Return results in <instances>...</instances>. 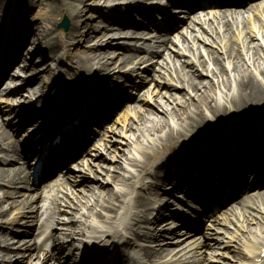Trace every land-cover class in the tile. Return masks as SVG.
I'll use <instances>...</instances> for the list:
<instances>
[{
	"label": "bare ground",
	"instance_id": "1",
	"mask_svg": "<svg viewBox=\"0 0 264 264\" xmlns=\"http://www.w3.org/2000/svg\"><path fill=\"white\" fill-rule=\"evenodd\" d=\"M71 1L78 3V6L67 4L65 0H0V24H5L6 28L9 22L8 31L0 37V54L3 55L0 62V91L4 90V94L12 96L0 97V102L10 105L18 101L24 105L23 114L18 115L21 122L16 132L21 133L25 129L22 134L24 136L29 133L28 130L34 132L38 127H42L43 121L37 120H56L62 114L65 104L70 103L76 95L84 93L87 85L91 88L87 100L73 111L74 115L67 117L69 119L66 121H60V124L64 121L66 128L72 127L75 132L72 140L64 135V154L67 156L75 152L73 157L75 162L70 164V160L67 162L58 160L60 176L64 178L62 181L60 179L50 181L48 178L35 184L31 179L33 165L31 164L27 170L26 164L30 155L38 154L40 145L39 141L35 140V135L33 137L28 135V140L33 142L32 150L26 156H23L22 148L19 147L20 141L5 146L2 142L8 139L0 135L2 143L0 153L4 156L0 168V174L5 180L3 182L8 185L26 186L32 182L36 191L43 185L41 194L44 196L40 195V199L43 198L41 200L43 205L35 212L33 218L38 222L42 220L39 225L41 224L40 229L43 233L55 230V233L52 232L45 241V248L34 245L29 250H33L37 257L49 260L52 264H90L81 261L78 253L85 241L104 245L106 247L104 256L109 258L113 257L109 254L113 242L117 246L118 254L119 249L137 248L142 243H151L152 247H144V256L147 259H154L158 264H207L205 258L200 259L203 247L208 246L204 243L213 242L219 249L225 246L226 250L232 248L231 244L235 243L232 248L235 255L233 263L264 264V258L262 259L264 186L260 187L261 181L264 180V170L254 180V193H241L237 187V183L246 185L249 182V173L256 172L264 165V32H261L264 29V20L261 19V14L264 17V0H218L220 10L211 15L209 24L206 23L210 18L208 14L185 11L184 22L179 21L171 29L164 31L168 32L166 38L162 41L159 39L161 42H158L159 45L156 47L151 46L152 40H145L147 38L145 31L134 26L130 17H134L131 13L136 15L135 12L143 15L144 11H162V0H123L128 3L109 7L108 11L115 13L112 25L117 27L112 29L116 30L117 34L110 32L108 28L92 27L91 23L82 19L83 12L79 5L84 4V0ZM115 1L118 0L109 2ZM175 1L184 5L191 4L197 7L200 5L194 3L195 0H191L190 3L188 0ZM249 2L255 3L250 9L246 7ZM37 6H43L49 11L36 28L25 32L26 17L20 12L23 7L30 11ZM230 6H234L232 7L234 10L229 9ZM7 12H11L10 19ZM64 15L71 22V33L65 36L59 34L54 40L46 43L45 41L56 33L58 18ZM255 20L261 23L257 35H253L255 34L253 32V36L250 34L249 38L238 40L234 45L229 44L244 25ZM194 23L202 27L209 25L206 30L209 38L202 40L198 36L190 35L187 39L188 46L181 43L179 45V55L193 61L192 73L183 71L179 61L172 62L165 52L167 44L172 42L170 36L173 31L181 29L187 32ZM84 28L87 32L82 31ZM13 33L16 34V38L18 34L21 35L20 38H26L32 49L20 54L21 42L19 45V41L15 42L12 39ZM252 37H255V40L257 38L259 44L250 43L249 39ZM139 38L145 42L143 48L130 42L118 41ZM196 40H201L204 45L211 44L215 49L212 57H204V61L198 59L200 48L195 49ZM91 41L96 43L94 47L87 52L78 51L82 44ZM235 46L238 52L233 51ZM111 48L120 50L118 56L122 58L117 63L115 58L110 57L115 51L106 50ZM35 53L41 57L34 60ZM143 53L148 55L141 56ZM147 56L151 58L161 56L166 63L156 64L167 73L163 75L171 78L170 82L175 81L177 85L170 83L167 85L169 91L155 98L158 90L154 93H150V90L144 93L149 85L145 79L140 84L133 81L139 92L135 99L127 97L124 93L110 95L113 91L122 92L111 86L119 76L126 75L125 69L138 77L140 69L137 70L138 67L130 69V66L136 63L137 66L146 64ZM18 58L24 59L25 65L21 68L26 70L27 74L18 70L17 75L26 76L28 80L16 87L15 81L8 83L9 79H5V75ZM51 62L55 64H50ZM38 64L42 66L39 67ZM150 68H147V72ZM152 71L156 70L153 68ZM195 76L197 78H194ZM204 76H207V79L198 80ZM130 77L132 76L129 75V78L127 76L128 82H132L134 78L133 76L130 80ZM153 80L154 78L151 79V85ZM180 90L185 92L180 94ZM52 91L56 94L53 97L50 95ZM142 93L144 94L141 95ZM28 95L30 101L27 102ZM34 108L36 114L33 119L37 124L25 128L33 121L25 113ZM123 109L122 119L125 120L126 129L132 132L133 139L132 142L127 140L128 152L125 151V154L128 157H124L118 163L116 157L118 148L113 150L114 146L111 144L112 141L109 142V137L116 135L122 137L121 132L118 133L111 122L114 115ZM39 110L41 112L37 113ZM128 119L133 123H128ZM75 121L78 122V127H75ZM91 125H98L101 128L103 126L99 136L93 139L90 137V131H94L90 129ZM89 145L96 148L97 154L94 159H88ZM59 155L58 150H53L48 162L57 164ZM37 158L38 155L32 163L37 161ZM20 160L24 161L21 166ZM92 161L95 163L91 164ZM108 163L114 165L117 163L119 170H125L128 174L112 177V182L120 187L117 191L105 188L94 171L96 167L107 169L104 165ZM159 171L163 172V177L158 176ZM152 178L155 179L150 182ZM68 181H73L83 196L73 199L74 194L68 187ZM191 181L193 183L190 191L188 190L185 195L189 198H193L192 194L199 191V184L202 186L206 183L212 184L210 193L207 194L209 196L206 202L207 209L203 211L205 220L214 224L209 230H214L215 226L230 229L234 224L237 226L242 222L243 225L238 229L245 231L242 236L235 241L234 237H228L229 233L224 238L202 234L200 241H197L196 236L201 232V228L192 218L182 221L178 214L184 210L180 208L169 209V212H172L171 221L166 225L161 224L164 218L159 217L160 211L173 203L169 197L174 198L175 193H183ZM229 187L230 193L227 195L226 190ZM153 191H158V194L151 198L147 197V193ZM16 195L19 194L12 193L7 197L15 199ZM29 198L30 200L22 205L20 210L27 209L33 202V197ZM3 201L4 199L0 198V205ZM51 205H55L54 208H51ZM215 205L216 209L211 213L210 208ZM196 210L197 213L202 212L199 209H195V212ZM60 213L73 217L61 219ZM146 213L149 216L157 213L151 220L153 225L150 224ZM5 215L0 213V218ZM21 217L26 218V214H21ZM178 223L183 230L180 232L185 234L180 237L176 230ZM9 224L16 226L18 222L14 220ZM244 224L255 226L244 228ZM56 226L66 229L61 228L64 232L56 233ZM153 227L154 231L151 233ZM15 235L21 237L20 234ZM26 235L30 237L32 231H27ZM8 236L4 227L0 225V264H5L7 259H11L17 252L4 245ZM162 238L168 239L160 241ZM50 240L55 242L52 250H48L47 242ZM176 249L180 250L176 252ZM67 252H70V257L65 259ZM166 253L168 255L164 257ZM209 262L214 264L212 261Z\"/></svg>",
	"mask_w": 264,
	"mask_h": 264
},
{
	"label": "rangeland",
	"instance_id": "2",
	"mask_svg": "<svg viewBox=\"0 0 264 264\" xmlns=\"http://www.w3.org/2000/svg\"><path fill=\"white\" fill-rule=\"evenodd\" d=\"M65 1L67 4L71 3L74 6H78V3H75L71 0H65ZM109 1H113V0H84V4L79 5V8L83 12L82 19L84 21L91 23L93 25L92 27L100 28V29L108 28V30L110 32L117 34L116 30L112 29V28L117 27V26L112 25V21L115 18V13L109 12L108 8L112 7V6H119V5L128 3V1H123V0H118L115 2H109ZM251 7L252 6L249 5L248 9H250ZM48 11L49 10H46L43 6H37L34 9H30V11H28L26 8L23 7L20 14L26 17V20L24 21L25 22L24 25L26 26L25 32H27L29 29L36 28L37 25L39 24V21L46 16ZM263 12H261V13H263ZM171 13L173 14V12H170V15H171ZM212 13H214V12H212V10H207L205 13V15L208 14V16L210 17L209 20H207V22H206L207 24L211 23L209 21L211 19ZM7 14H8V12H7ZM152 14L155 15V13L152 12V13H146L147 18H143V17L139 18V16H135V17L137 18V20L145 23L148 26V27H143V25H141L142 28H144V31H148V32L152 31L153 34L148 39L152 40V38H155L150 43H151V46L156 47L159 44L158 42H161V41H158L159 35L157 33H155V30L153 29V27L155 26V24L159 25L160 23L156 17H153V16L151 17ZM131 15H135V14L131 13ZM155 16H158V15H155ZM166 16H167V14H166ZM168 17H169V11H168ZM179 18H183V15H175L174 16V20L176 22H177V20L179 21ZM261 19L264 20V17L262 14H261ZM168 20H169V18H168ZM180 20H182V19H180ZM65 21H67V23H68L67 30L61 28V25ZM132 22H133V20H132ZM4 26H5V24L4 25L0 24V34L4 33L3 32ZM188 26H190V25H188ZM260 27H261V23H259L258 20L251 22V24L244 25L240 29V31L237 32V35L229 41V44L234 45L235 42H237L238 40L242 41L245 37L249 38L250 34L252 35L253 32H255V34H253V35H257V33H258L257 30H259ZM208 28H209V25H205V27H202L201 25L194 23L193 25L190 26V29L187 32L184 30H181V29H180V33L175 32L173 34V36L171 37L172 42L168 43L167 47L165 46L166 50H167L165 52V54L170 56L172 62L179 61L182 70L184 69L183 71L193 73V70H192L193 69L192 67L194 66L193 61L189 60V58H187V57H183V56L179 55L180 54L179 45L181 43L183 45L188 46L189 42L187 39H188V37H190V35L198 36L199 39H202V40H204V38L208 39L209 37L206 34L207 33L206 30ZM71 31H72L71 22L69 21V19L65 15L61 16L58 18V23L56 26V33L53 34L45 42L47 43V41L54 40L59 34H62L64 36L68 35L71 33ZM82 31L87 32L85 30V28ZM261 32H264V29H262ZM188 34H189V36H188ZM162 35H164V34H162ZM11 37L15 42L19 41L18 42L19 45L21 42L20 48L22 50V53L25 50L32 49L31 45L29 44V41L26 38H20L21 37L20 34L17 35V37L19 39L16 38V34L14 35V33L11 34ZM260 38H261V34H260ZM118 41H120V43L130 42L133 44H137L140 47H144L143 44L145 43L144 41H141L138 39L137 40L136 39H128V40H126V39L120 40L119 39ZM249 41H250V43L254 42L256 44H259V41L257 40V38L255 40V37L250 38ZM263 44H264V42H263ZM95 45H96L95 42L94 43L92 41L90 43L86 42V43L82 44V47H80V49L78 51H80V52L86 51L87 52V50H89L91 47H94ZM194 45L196 46V48H195L196 50L198 49V47L200 48V51H198V59L200 61H204V59H205L204 57H206V58H208L209 56L212 57V53H213V51H215V49H213L211 47L210 43L204 45L201 40L200 41L196 40ZM106 50L115 51L114 52L115 54L111 55L110 57H111V59L115 58L116 63H117V61H119L122 58V56H118V54L120 53L119 49L111 48V49H106ZM152 50H154V49H152ZM233 51L238 52V48H236V46H235ZM140 55L146 57L145 53L140 54ZM218 55H215V56H218ZM39 56L40 55L37 53L34 56V59H37V57H39ZM165 57H167V56H165ZM146 61H147V63L144 65L140 64V66H137V63H136L133 66H130V69L134 68V67H138L137 70L140 69V71L137 73L138 77L136 75H132L130 73V71L125 69V73H127L126 76H119V78L115 79V81L111 87H115L116 89L124 88L127 91L126 95L135 99L137 97V95L139 94V92L137 91V89L134 88V84H132L131 82H128L126 80L127 75H128V78H129V75L134 76V78L132 79V82L136 81L137 84H139L141 81L147 79L149 82V85L145 88L144 93L148 92L149 90H150V93H154V92H156V90H158V92L155 95V98L157 96H160L161 93L168 92L169 89L167 90V85H169L170 83L173 85H177V83L175 81L170 82L171 78L166 77V75H163V73L167 74L165 72V70L156 64L157 62L166 63L163 61V58L161 56L157 57V58H151V57L147 56ZM186 61H188V62L185 65ZM50 64H55V62H51ZM151 65L153 67H151ZM38 66L41 67L42 65L38 64ZM150 67L152 68V70L154 68V70H156V71L153 72ZM147 68H150L149 72H147ZM199 71H201L200 68H199ZM142 73H144V74H142ZM152 78H154V80L152 81V85H151L150 82H151ZM194 78H197V76H195ZM201 79H207V76H204L203 78H199L198 80H201ZM126 84L131 85V87H126ZM85 85H87V82L85 83ZM44 91H45V89H44ZM184 92L185 91L180 90V94H183ZM144 93H142L141 95H143ZM173 93H175V92H173ZM153 96H154V94H153ZM29 97L30 96L28 95V98H26L27 102L30 101ZM152 107H153V105H152ZM22 108H24V105H22L18 101L14 102V103H10V105H7L5 103L0 102V135L4 138L8 139L6 142H2L5 144V146H8L11 142H17L21 139V136H19V134L16 133V131H17V125L20 123V118L18 117V114H21ZM38 112H41V110L37 111V113ZM32 114H36V108H34L32 110ZM123 114L124 113H122V112L118 113L114 117V120L112 123L114 128L117 129V132L118 133L121 132L122 137L119 135L109 137L110 138L109 142L112 141L111 144H112V146H114L113 150L118 148L117 152H116V157H117L118 163L121 162V159H124V157H128L127 154H125V151H126V153L128 152L127 147H126L127 142H128L127 140H130L132 142V139H133L132 132H129L126 129L125 120L122 119L123 116H121V115H123ZM128 123H133V121L128 119ZM95 135H98V133ZM2 143H0V145ZM111 144H109V145H111ZM93 150H96V148H93L89 151V155H90L88 157L89 159H93L94 156L97 154V151H93ZM123 151H124V153H123ZM112 155H114V154H112ZM105 156H108V155H104V157ZM130 157L133 158V155L130 154ZM3 159H4L3 153H0V164L3 163ZM93 163H95V162L92 161L91 164H93ZM104 167L107 169H101V168H97V167L94 168V171H96V175L100 178V183L104 184L106 186L105 188H112L115 191H117L120 187L112 182V177L114 175H116V176L128 175L127 172L125 170H119V168L117 167V163L115 165L112 163H108V164L104 165ZM0 168H2V165H0ZM27 168H29V167H27ZM161 171H159L158 176L163 177V175H162L163 172H161ZM153 179H155V178L150 179V182L153 181ZM3 181H5V180L2 177V175L0 174V198L4 199L3 203H1V205H0V213L6 214L3 218H0V225H2L4 227V229L6 230V232L9 234V236L7 237V242L4 245L9 246L14 251H17L13 256H11L12 257L11 260L7 259V262L5 264H10V263L11 264H52V262L49 260L45 261L43 258L37 257L36 252H34L33 250L32 251L29 250L34 245H37V247L43 248V246H44L43 243L45 242V239L47 238V236L51 232V231H49L47 234H45L43 237H41L42 235H40V234L42 233V230L39 229L40 226H38V224H37L38 223L37 219L33 218L35 216V212L43 205L41 202V200L43 198L40 199V195H43V194H41L42 193L41 189L43 188V185H41L42 188L40 187V189H38V191H36L35 188L32 187L31 185H29V186H26V185H8L6 182H3ZM67 184L69 185L68 187L73 191V194H74V196H72L73 199H76L77 197L79 198L80 196H83V194H81V190L74 185L73 181H68ZM25 188H27L28 190L30 189V190L28 191ZM55 190H57V188H55ZM12 193H18L19 195H16L14 197L15 199H10L9 197H7V196H9V194H12ZM156 194H158V191H153L150 193L148 192L147 197L151 198L153 195H156ZM178 195L179 194H174L175 197ZM29 196L33 197L32 198L33 202H31L28 205L27 209L20 210V208H22V205H24L28 200H30ZM172 202H173V204L170 205L168 208H172L173 206H179L180 208H184V206H180L176 202L175 199H172ZM48 204H51V203L48 202ZM54 206L55 205H51V208H54ZM60 209L67 210L66 208L65 209L60 208ZM31 211H34V213H30ZM23 213L26 214V218L21 217V214H23ZM166 213H168L167 210H164L161 214H166ZM71 214H74V213H71ZM188 214H191L192 216H196L198 218L203 219L202 216H199L195 213H191L188 211ZM111 215L113 216V214H111ZM147 216H149V215H146V217ZM59 217H61V219H70L73 217V215H67L64 213H60ZM80 217H81V215L78 216V218H80ZM14 220H17L18 225H16V227L13 229L8 224ZM36 224H37V226H36ZM210 225H212V223H209V226ZM242 225H243V223L240 222V223H238L237 226L235 224L233 226H231L230 229L225 228V227H214V230H216V231H209V230H207L209 227H206V229L204 228V233L216 235L214 237H217V238H224L225 235L229 233L228 237L229 238L234 237V239L236 241V239L239 238L240 236H242V234L245 232V231L244 232L238 231L239 226H242ZM252 226L254 227L255 225L244 224V228H250ZM57 228H58L57 229L58 232H60V230H61L60 228H64V227H57ZM218 229H223V230L219 231ZM11 231L16 233V234L17 233L20 234L21 237H18L17 235H13ZM27 231H32V235H33V233H34V235L33 236L30 235V237H27V235H26ZM217 232H219V233L217 234ZM225 240H227V239H225ZM22 241H24V242H22ZM227 241H229V240H227ZM204 244H206L208 246L203 247L202 256L200 257V259L205 258L206 263L211 264L209 261H214L215 264H235V263H233V261H234L233 257L235 255L233 254V251H232V248L235 246V243H232L231 244L232 248H230L228 250H226L225 246L222 247L221 249H219V246H216L213 242H207ZM53 245H54L53 241H50L48 243V249H53ZM69 256H70V254H69V252H67L66 256H64V257L68 258Z\"/></svg>",
	"mask_w": 264,
	"mask_h": 264
},
{
	"label": "water",
	"instance_id": "3",
	"mask_svg": "<svg viewBox=\"0 0 264 264\" xmlns=\"http://www.w3.org/2000/svg\"><path fill=\"white\" fill-rule=\"evenodd\" d=\"M62 27L65 28V29H67V27H68V23L65 21V22H64V25H63Z\"/></svg>",
	"mask_w": 264,
	"mask_h": 264
},
{
	"label": "snow or ice",
	"instance_id": "4",
	"mask_svg": "<svg viewBox=\"0 0 264 264\" xmlns=\"http://www.w3.org/2000/svg\"><path fill=\"white\" fill-rule=\"evenodd\" d=\"M162 2H166V0H162Z\"/></svg>",
	"mask_w": 264,
	"mask_h": 264
}]
</instances>
